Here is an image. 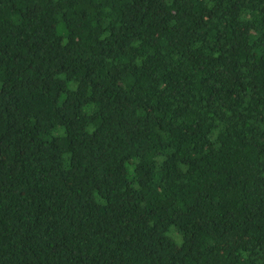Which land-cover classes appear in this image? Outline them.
Segmentation results:
<instances>
[{"label":"trees","instance_id":"16d2710c","mask_svg":"<svg viewBox=\"0 0 264 264\" xmlns=\"http://www.w3.org/2000/svg\"><path fill=\"white\" fill-rule=\"evenodd\" d=\"M2 8L0 264H264V0Z\"/></svg>","mask_w":264,"mask_h":264},{"label":"rangeland","instance_id":"374dc122","mask_svg":"<svg viewBox=\"0 0 264 264\" xmlns=\"http://www.w3.org/2000/svg\"><path fill=\"white\" fill-rule=\"evenodd\" d=\"M20 4L23 5L24 3H23V2H20ZM38 5H39L38 3H30V4L26 5V6L29 7V8H37ZM0 11H1V13H3L5 16H7V15H6V11H5L4 8H2Z\"/></svg>","mask_w":264,"mask_h":264}]
</instances>
